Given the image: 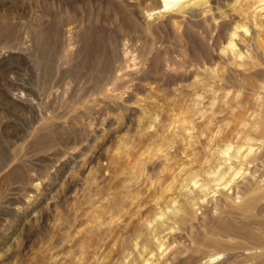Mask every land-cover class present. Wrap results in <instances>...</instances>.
Here are the masks:
<instances>
[{
	"label": "rangeland",
	"instance_id": "obj_1",
	"mask_svg": "<svg viewBox=\"0 0 264 264\" xmlns=\"http://www.w3.org/2000/svg\"><path fill=\"white\" fill-rule=\"evenodd\" d=\"M154 7L0 0V264H264V9Z\"/></svg>",
	"mask_w": 264,
	"mask_h": 264
},
{
	"label": "bare ground",
	"instance_id": "obj_2",
	"mask_svg": "<svg viewBox=\"0 0 264 264\" xmlns=\"http://www.w3.org/2000/svg\"><path fill=\"white\" fill-rule=\"evenodd\" d=\"M244 0H233V3H238V9H237V11H239V13L240 14H242V12H244L245 10H247L248 8H250L251 6H253L254 8H255V10H257L256 8H259L258 10H257V12H259V11H262L263 9H264V0H245L244 2H243ZM184 3V2H187V4H180V3ZM154 3H155V7L153 8V9H159V11L160 10H167V11H170L171 9H176V11H178L179 13H181L184 17H186L187 19H195V18H201L203 15H205V13L209 10V7H210V0H154ZM178 4H180L179 6H178ZM158 11V12H159ZM264 11V10H263ZM157 12V11H156ZM246 12V11H245ZM150 14H154V13H149L148 15H150ZM150 25H149V28H151L152 29V27H154V26H156V24H157V21H155V20H152L150 23H149ZM237 25V24H236ZM234 26V25H233ZM240 26L238 25L237 27H235L234 29H233V31L231 32V34H230V37H229V42H228V47L230 48V49H232L233 48V50H234V47L237 45V41H236V37L237 36H239V34H238V32H237V29L239 28ZM150 29V30H151ZM245 29V28H244ZM246 30V29H245ZM264 35V34H263ZM181 36H183V37H186V30L185 31H183L182 32V35ZM12 37V36H11ZM187 38V37H186ZM127 40H128V38L127 37H122L121 39H120V44L123 46V50H122V52H121V55L122 56H120V58H121V61L125 64L124 66L123 65H121L120 67H118L116 70H115V72H116V74L117 75H122L123 73H124V71H127V70H132V69H135L137 66H136V63L134 62V63H131V62H128L127 61V50H126V48H124V45L126 44V42H127ZM262 41V40H261ZM20 42V41H19ZM39 42V41H38ZM65 42V41H64ZM5 44H7V42L5 43ZM29 44V43H28ZM261 44V43H260ZM262 44H263V42H262ZM1 45V44H0ZM3 45V44H2ZM263 46H264V44H263ZM100 47H101V45H100ZM6 49V48H5ZM99 50H100V48H99ZM1 51H3V50H1ZM15 52H16V47L15 46H11V47H9L8 49H6V51H5V53H3L5 56H9L8 58H9V60L11 61L12 59H13V57H15L14 56V54H15ZM2 53V52H1ZM100 53V52H99ZM3 55V56H4ZM235 55H239V57H241L242 56V53H241V51L239 50V51H237V53H235ZM46 56V55H45ZM244 57V56H243ZM104 63V62H103ZM3 65V64H2ZM7 66V65H6ZM14 66V65H13ZM23 66V65H22ZM1 67V66H0ZM116 68V67H115ZM2 68H0V73H1V70ZM113 73V72H112ZM114 74V73H113ZM10 77V76H9ZM114 77V76H113ZM10 79H12V78H10ZM64 79V78H63ZM221 80H224L225 78L224 77H221L220 78ZM12 81V84H11V86L10 87H8L9 88V90H8V93H9V96H10V99H11V101H13V102H16V103H20V102H23V101H26V99L29 97V96H32V94L29 92V90L23 85V84H21V83H19V82H17V80H14V79H12L11 80ZM32 82V81H31ZM67 86H68V84H67ZM30 100V99H29ZM46 113V112H45ZM50 114V113H49ZM40 117V116H39ZM36 118V117H35ZM39 120V119H38ZM37 120V121H38ZM36 121V122H37ZM63 121V120H62ZM66 121V120H65ZM37 124V123H36ZM32 125V124H31ZM30 127V126H29ZM25 137H27L26 135H25ZM28 138V137H27ZM251 146V145H250ZM237 150V149H236ZM82 151V150H81ZM238 152H239V150H238ZM249 152V151H248ZM254 152V151H253ZM222 153H227V152H225V151H222ZM235 154V153H234ZM248 154V153H247ZM239 156V155H238ZM245 156V155H244ZM230 158V157H229ZM255 158H257V157H255ZM236 159V158H235ZM247 159V158H246ZM57 161V160H56ZM247 161V160H246ZM231 162V161H230ZM246 163V162H245ZM11 165V164H10ZM8 166V165H7ZM220 167V166H219ZM241 167V166H240ZM224 168V167H223ZM232 168H234L233 166H231V165H227L226 166V168L224 169V170H221V171H217V173H216V176L213 178V181H214V184L218 187V188H222V189H225L226 191L227 190H229V189H232V187L235 189V193L237 194V195H239V194H245L247 191H248V189H249V187L251 186V182L249 181V179L251 178V177H255V175H254V171L252 172V174L250 175L251 177L250 178H245V176L246 175H243L244 176V178L242 179V181L240 182V183H236V184H234L233 185V183H234V180H235V177L237 176V174H239L240 173V169H242V168H238L239 170H237V171H234V172H232V173H230V170L232 169ZM5 170L7 169V167L6 168H4ZM0 170H3V169H0ZM235 170V169H234ZM259 171V170H258ZM4 172V171H3ZM6 172V171H5ZM242 172V171H241ZM240 175V174H239ZM242 176V177H243ZM241 176H239V178H240ZM257 177V176H256ZM252 179V178H251ZM19 183V182H18ZM36 183V182H35ZM35 183L33 182L31 185L29 184V187L31 188V187H33L34 185H35ZM194 183H196V181H194ZM197 184V183H196ZM195 185V184H194ZM258 185V184H257ZM221 186V187H220ZM251 188H252V186H251ZM233 189V190H234ZM229 191H231V190H229ZM204 192V191H203ZM202 192V193H203ZM232 192H234V191H232ZM227 194H230V193H227ZM233 195L232 196H234L235 197V195H234V193H232ZM236 195V196H237ZM228 196H230V199L231 200H234L233 199V197H231V195H228ZM222 198V197H221ZM220 197L219 198H216V200H215V202H214V205H213V209H214V212L215 211H217L218 209H220V206H221V204H222V199H221ZM203 199H204V197H203ZM236 199H237V197H236ZM200 200V199H199ZM225 200V199H224ZM226 200H229V198L228 199H226ZM237 202V201H236ZM229 204H230V202H229ZM231 204H233V201L231 202ZM238 204V203H237ZM236 204V205H237ZM233 206H235V203L233 204ZM238 206V205H237ZM236 206V207H237ZM235 207V208H236ZM237 209V208H236ZM237 211V210H236ZM241 214V213H240ZM245 214V213H244ZM239 215V214H238ZM246 217V216H245ZM23 223V222H22ZM264 223V222H263ZM227 227V226H226ZM237 228H239V227H237ZM1 229V228H0ZM234 232H235V230H233ZM17 233V232H16ZM15 233L13 232H11V233H9L5 238H6V240L5 241H7V240H13V235H14ZM14 238H15V236H14ZM5 241L3 242V244H1V246H0V249L1 250H3L4 249V247H5ZM8 242V241H7ZM258 248V247H257ZM260 248V247H259ZM263 248V247H262ZM250 250V249H249ZM263 251H261V249L259 250V251H261V252H263V254H264V249H262ZM230 251V250H229ZM251 251V250H250ZM248 252V251H247ZM247 252H246V254H247ZM262 254V255H263ZM248 256H250V255H248ZM204 257H206V256H204ZM207 257H209V258H212V257H214L215 258V255H209V256H207ZM206 257V258H207ZM209 258H208V260H209ZM206 261H208L207 259H205ZM211 260V259H210ZM204 261V260H203ZM231 262V261H230ZM249 263V262H248ZM247 264V263H246Z\"/></svg>",
	"mask_w": 264,
	"mask_h": 264
}]
</instances>
